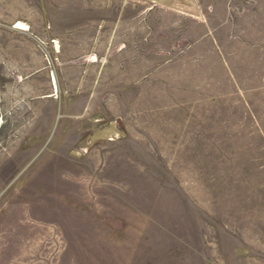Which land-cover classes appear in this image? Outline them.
<instances>
[{"label": "rangeland", "instance_id": "rangeland-1", "mask_svg": "<svg viewBox=\"0 0 264 264\" xmlns=\"http://www.w3.org/2000/svg\"><path fill=\"white\" fill-rule=\"evenodd\" d=\"M219 60L264 80V0H0V264H264V91Z\"/></svg>", "mask_w": 264, "mask_h": 264}, {"label": "crops", "instance_id": "crops-1", "mask_svg": "<svg viewBox=\"0 0 264 264\" xmlns=\"http://www.w3.org/2000/svg\"><path fill=\"white\" fill-rule=\"evenodd\" d=\"M26 14V13H25ZM25 14L23 16H25ZM29 15L25 16L26 18H28ZM25 20V18L23 19ZM26 21L29 22V19L25 20V21H19L22 23H25ZM26 26L27 23H25ZM24 25V24H23ZM220 63L218 65V69H220L221 71L217 72V74L219 75H215L210 77L211 80H201L200 84L202 85L203 88L206 87H211L214 91H229V96H232L234 94H236L238 97L242 96L241 100V104H243L244 106V98L243 95H241L242 93H240L239 91H245L246 94L249 95L250 91H264V80L262 79L261 82L258 84L257 87L254 88H242L241 86H238V84L235 83V79H234V75H233V69L230 70L227 62H224L222 60H219ZM218 63V61H217ZM214 63V64H217ZM209 69V68H208ZM208 69H205V73L209 74ZM218 71V70H217ZM208 76V75H207ZM263 81V82H262ZM203 82V83H201ZM204 91V89L202 90ZM235 91V93H234Z\"/></svg>", "mask_w": 264, "mask_h": 264}, {"label": "bare ground", "instance_id": "bare-ground-1", "mask_svg": "<svg viewBox=\"0 0 264 264\" xmlns=\"http://www.w3.org/2000/svg\"><path fill=\"white\" fill-rule=\"evenodd\" d=\"M21 24V23H20ZM21 26L26 27L25 25L21 24Z\"/></svg>", "mask_w": 264, "mask_h": 264}]
</instances>
